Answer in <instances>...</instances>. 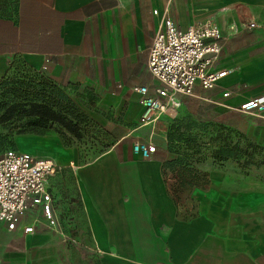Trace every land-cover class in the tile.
<instances>
[{
	"label": "crops",
	"instance_id": "1",
	"mask_svg": "<svg viewBox=\"0 0 264 264\" xmlns=\"http://www.w3.org/2000/svg\"><path fill=\"white\" fill-rule=\"evenodd\" d=\"M165 17L182 29L216 24V68L227 75L141 126L138 90L159 87L149 48ZM17 70L79 90L106 146L86 159L60 141L39 157L58 166L49 191L59 227L40 208L15 230L0 222V264H264V167L194 159L166 122L207 105L220 120H245L231 126L264 148V114L238 111L264 99V0H0V81ZM146 141L157 147L150 160L133 152Z\"/></svg>",
	"mask_w": 264,
	"mask_h": 264
},
{
	"label": "built area",
	"instance_id": "2",
	"mask_svg": "<svg viewBox=\"0 0 264 264\" xmlns=\"http://www.w3.org/2000/svg\"><path fill=\"white\" fill-rule=\"evenodd\" d=\"M155 15L158 12H154ZM223 35L212 21L187 29L164 18L151 47L149 70L159 84L154 94L141 87L140 104L144 108L141 126L154 125L163 116L174 117L180 107L179 97L192 96L196 85L214 89L227 75L216 66L223 50ZM46 69V68H45ZM241 113L262 116L264 99L250 100L238 109ZM150 141L134 145L133 152L150 160L157 152ZM58 166L50 159H39L19 150H8L0 156V222L15 230L23 218L40 208L50 228H58L49 182ZM33 227L25 228L26 234Z\"/></svg>",
	"mask_w": 264,
	"mask_h": 264
},
{
	"label": "rangeland",
	"instance_id": "3",
	"mask_svg": "<svg viewBox=\"0 0 264 264\" xmlns=\"http://www.w3.org/2000/svg\"><path fill=\"white\" fill-rule=\"evenodd\" d=\"M12 79L18 80V77H10ZM11 88L0 89V142L13 143L19 151L36 158L54 157L61 149L60 141L65 148L81 151L86 159L103 151L106 146L104 136L82 109L80 97L75 96L82 94L79 90L72 96H65L72 101L70 104L56 96H11ZM243 121L235 118L220 120L207 105L192 103L180 111L176 120L166 122L172 132H176L177 122L198 126L192 136L200 134L198 142L210 144L201 153L192 151L190 156L195 159L213 157L218 146L215 139L224 130L231 133L232 140L236 139L237 133L243 134L231 126L232 123L241 125ZM4 151L0 150V156Z\"/></svg>",
	"mask_w": 264,
	"mask_h": 264
},
{
	"label": "trees",
	"instance_id": "4",
	"mask_svg": "<svg viewBox=\"0 0 264 264\" xmlns=\"http://www.w3.org/2000/svg\"><path fill=\"white\" fill-rule=\"evenodd\" d=\"M18 77V80L10 77ZM12 86L10 90L11 96H56L57 98L68 101L65 96H69L60 87L54 85L51 81L41 77H33L26 75L21 71H15L9 74L6 78L0 81V89ZM40 120L38 121V123ZM175 135L169 134V141L186 142L188 146L192 147V151L201 153L204 148L209 147L210 143L202 144L198 142L199 135L192 136V131L198 126L191 124L184 126L181 122L175 124ZM190 132L188 136L187 133ZM231 133L225 130L216 137L217 148L213 157L220 161L234 160L243 163L245 167L249 165H256L257 167H264V148L253 143L246 135L237 133L235 140L231 139ZM0 150H18L13 143L0 142ZM208 150V149H206Z\"/></svg>",
	"mask_w": 264,
	"mask_h": 264
}]
</instances>
